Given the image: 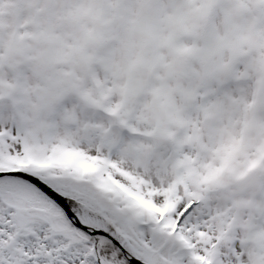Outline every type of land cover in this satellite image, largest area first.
Returning <instances> with one entry per match:
<instances>
[{
    "label": "snow or ice",
    "instance_id": "1",
    "mask_svg": "<svg viewBox=\"0 0 264 264\" xmlns=\"http://www.w3.org/2000/svg\"><path fill=\"white\" fill-rule=\"evenodd\" d=\"M0 264H264V0H0Z\"/></svg>",
    "mask_w": 264,
    "mask_h": 264
}]
</instances>
